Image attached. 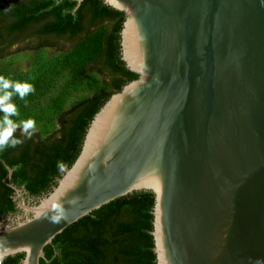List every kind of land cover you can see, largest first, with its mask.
<instances>
[{
    "label": "water",
    "instance_id": "95a60500",
    "mask_svg": "<svg viewBox=\"0 0 264 264\" xmlns=\"http://www.w3.org/2000/svg\"><path fill=\"white\" fill-rule=\"evenodd\" d=\"M104 2L125 14L121 58L138 77L38 201L6 165L23 212L0 225V259L40 264L68 226L150 190L157 264H264V0Z\"/></svg>",
    "mask_w": 264,
    "mask_h": 264
},
{
    "label": "trees",
    "instance_id": "16d2710c",
    "mask_svg": "<svg viewBox=\"0 0 264 264\" xmlns=\"http://www.w3.org/2000/svg\"><path fill=\"white\" fill-rule=\"evenodd\" d=\"M76 5V0H0V54L16 43L62 38L73 48L77 77L89 64L108 77L107 88L73 104L58 130L46 138L34 130L29 139L16 129L14 136L22 143L0 150V213L14 207L12 189L4 181L6 165L13 169L12 182L18 187L32 195L51 191L79 155L94 115L113 93L138 77L121 58L124 12L104 0H83L75 10ZM45 43L53 42L43 40L35 47ZM154 204L152 191L139 190L103 205L58 234L45 247L40 264H157ZM23 257L8 256L0 264H20Z\"/></svg>",
    "mask_w": 264,
    "mask_h": 264
},
{
    "label": "rangeland",
    "instance_id": "374dc122",
    "mask_svg": "<svg viewBox=\"0 0 264 264\" xmlns=\"http://www.w3.org/2000/svg\"><path fill=\"white\" fill-rule=\"evenodd\" d=\"M35 45L34 42L14 44L0 54V76L34 87L24 99L13 95L18 116L12 119L17 123L34 119L35 131L46 138L58 130L61 117L73 104L107 88L108 77L92 64L87 66L83 76L77 77L78 65L71 60L73 48L69 44Z\"/></svg>",
    "mask_w": 264,
    "mask_h": 264
},
{
    "label": "clouds",
    "instance_id": "9594fccd",
    "mask_svg": "<svg viewBox=\"0 0 264 264\" xmlns=\"http://www.w3.org/2000/svg\"><path fill=\"white\" fill-rule=\"evenodd\" d=\"M34 87L27 82H13L4 76H0V150L6 147H16L22 143V140L16 138L14 133L17 128L21 129V134L31 138L36 128L34 119H27L15 122L12 117L18 116V110L15 103L12 102L13 95L24 99L28 94L33 92ZM59 167V164H58Z\"/></svg>",
    "mask_w": 264,
    "mask_h": 264
},
{
    "label": "flooded vegetation",
    "instance_id": "af4514ba",
    "mask_svg": "<svg viewBox=\"0 0 264 264\" xmlns=\"http://www.w3.org/2000/svg\"><path fill=\"white\" fill-rule=\"evenodd\" d=\"M45 39H47L48 40V42H50V41H52L53 43H45V45H43V46H48V45H59V44H64V43H66V44H70V41H68V40H66V39H62V38H60V39H57V40H55V39H51V38H44V39H42V40H35V41H32V42H34V43H36V44H39L41 41H47V40H45ZM27 42H29V41H27ZM31 42V41H30ZM54 42H57V43H54ZM16 44H18V45H21L20 43H16ZM56 180H57V178H56ZM11 183L12 184H14L13 182H12V180H11ZM15 185V184H14ZM53 185H54V183L51 185V187H53ZM17 186V185H16ZM10 187V186H9ZM18 187V186H17ZM22 187V186H21ZM21 187H19V188H21ZM11 189H12V192H11V198H12V202H13V204H14V207L12 208V209H10L9 211H6V212H3V213H0V225H6V224H8L9 222H10V220H9V218H13L14 220H16V216L18 215V214H21L23 211L20 209V208H18V202L22 199L21 197H19L18 196V192H16L12 187H11ZM52 189V188H51ZM27 190V189H26ZM50 190H47L46 192L45 191H43L41 194H39V195H32L28 190H27V194H25V196L27 197V200L28 199H30V198H33V200H31V204H33L35 201H38V199L40 198V197H42V196H44L45 194H47L48 192H49ZM15 198H17V200L15 201L14 199ZM4 221V222H3Z\"/></svg>",
    "mask_w": 264,
    "mask_h": 264
}]
</instances>
